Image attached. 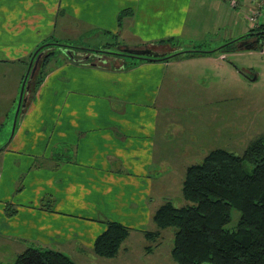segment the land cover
Instances as JSON below:
<instances>
[{
	"label": "crops",
	"instance_id": "1",
	"mask_svg": "<svg viewBox=\"0 0 264 264\" xmlns=\"http://www.w3.org/2000/svg\"><path fill=\"white\" fill-rule=\"evenodd\" d=\"M251 7V0L234 6L227 0H0V95L14 99L28 56L44 42L206 49V30H224L213 38L220 45L251 28ZM63 50L54 48L59 57H49L12 134L0 139V259L13 260L38 245L75 263L95 260L93 241L106 221L143 234L160 205L148 209L155 191L167 188L162 183L182 168L176 169L173 148L158 134V105L162 94L194 83L181 67L206 54L166 61L114 55L94 65L66 59ZM15 64L21 67L12 69ZM200 69L197 79L206 77V65ZM6 79L10 89H4ZM200 86L205 93L206 81ZM4 120L0 114V126Z\"/></svg>",
	"mask_w": 264,
	"mask_h": 264
},
{
	"label": "trees",
	"instance_id": "2",
	"mask_svg": "<svg viewBox=\"0 0 264 264\" xmlns=\"http://www.w3.org/2000/svg\"><path fill=\"white\" fill-rule=\"evenodd\" d=\"M248 31L257 33L262 44L259 48L264 47V25L251 27ZM249 32L227 40L214 51L223 53L235 49L231 44ZM54 46L66 47L74 53L90 51L56 39L38 45L26 60L28 65L32 55L46 50L32 80L33 92L45 75L44 67L54 54ZM209 52L181 50L159 59ZM77 59L78 55L73 54L72 60ZM181 195L186 203L180 206L169 200L161 203L152 215L156 229L143 233L146 239H152L160 234V229L173 227L170 252L176 264H264V134L249 142L241 153L217 147L200 162L188 164L181 183ZM232 208L239 210L240 216L234 227L226 228ZM105 224V229L93 241V251L110 258L118 253L128 228L113 220ZM0 264L76 263L54 248L29 245L12 261H0Z\"/></svg>",
	"mask_w": 264,
	"mask_h": 264
},
{
	"label": "rangeland",
	"instance_id": "3",
	"mask_svg": "<svg viewBox=\"0 0 264 264\" xmlns=\"http://www.w3.org/2000/svg\"><path fill=\"white\" fill-rule=\"evenodd\" d=\"M209 8L213 9L212 4ZM206 16V26H209L207 11ZM248 27H253V23L248 22ZM223 31L214 33L206 30V50H213L219 46L213 38L216 36L222 38ZM239 34L241 33L236 31L232 36ZM212 52L206 53V59L200 62L199 60L187 62L181 67V70L183 68L189 70L185 80H195L192 85H186L187 87L177 93L173 91L171 94H162L158 105L160 110L158 134L163 137L164 145L169 143L172 146L167 145L170 149L173 148L172 156L177 163L176 169L179 166L182 168L171 175V180L162 183L167 188L155 191L157 196L153 199L154 203L148 205L149 210H152L154 205L157 206L156 202L161 204L166 200L176 206L186 203L181 195V183L185 173L184 166L187 164L200 162L205 154L217 147L241 153L249 142L264 134V52L259 48H236L220 52L224 54L223 58H217L219 54ZM53 55L59 57L58 52H54ZM62 56L70 59V55L64 50ZM56 57L51 58L49 67L54 66L53 60ZM204 65L206 77L197 79L200 68ZM16 67L21 66L15 64L12 69ZM29 79L28 76L26 87ZM10 80L6 79L4 89H10L12 85ZM203 81H206L205 93H201L200 84ZM20 85L22 86V82ZM21 86L14 99L13 94L0 95V114L5 116L4 124L0 126V136H3L0 139L4 142L12 134ZM27 89L24 90L26 99L33 93V83H30L28 91ZM189 148L194 149L193 152ZM173 158L171 160L174 164ZM230 214V221L225 224L226 228L234 227L240 216L236 208H232ZM144 228L155 230L156 226L148 217ZM173 230V227L163 228L155 238L146 239L141 231L140 233L128 228L130 234L127 239H123L118 254L110 258L95 255V260L86 258L84 263L76 264H176L170 252Z\"/></svg>",
	"mask_w": 264,
	"mask_h": 264
},
{
	"label": "flooded vegetation",
	"instance_id": "4",
	"mask_svg": "<svg viewBox=\"0 0 264 264\" xmlns=\"http://www.w3.org/2000/svg\"><path fill=\"white\" fill-rule=\"evenodd\" d=\"M248 32L249 31L247 30L243 34L248 33ZM243 34H241V35H243ZM241 35H239V36H241ZM239 36H237V37H239ZM234 38H236V37H234ZM257 38H258V34L257 33L249 32L248 35H245V36L239 38L238 40H236L235 42H233L231 45H233L235 47V49L236 48H240L239 45H241V47H242V46H244L246 44H253L254 45V48H259V45H262V44L258 41ZM159 44H162V43H159ZM159 44L141 43L140 45H125V46H121V47H116L115 49H109L107 47H105L103 49H93V48H88L87 47L88 49H90V51L89 50H88V52H81L80 51L78 53H74L73 51H70V49H68L66 47H62V46L61 47L60 46H54V47L55 48H63V49H65V52L70 55V59H72L73 54H77L78 55V59H77L78 61L76 60L75 62H79V63H90V62H92V64H94V65H96V64H104V63H106V61H107V59L109 57L114 56V55L115 56L116 55L117 56L120 55V56L129 57V58H132V57H146V56L129 55L127 53H123V52L119 51V49L120 48H123V47H132V48L133 47H140V48H142V47H148V48H150V49H152L154 51H158V52H161V53L162 52H165V54L163 56L169 55L170 53L173 54V53L178 52V51H181V50H193V49H195V48H192V49H181V48H178V49H174V50L164 51V50L157 49V47H158ZM219 46H221V44ZM83 48H85V47H83ZM216 48H214V49H216ZM214 49L213 50H208V51H211V52L213 51L214 52ZM259 49L264 52V47L263 46L260 47ZM96 50H98V51L100 50V52H97ZM199 50L206 51V49H199ZM45 51L46 50L42 49L37 54L32 55V57H31L32 60L30 59V61H29V63L31 62V68H32V65L34 63V60H35L36 56L38 54H40V57H39V59L37 61L36 68H35V70H34V72L32 74V77L30 79L29 85H30V83H32V80H33V78H34V76H35V74L37 72L38 67H39V65H38L39 64V61L43 57V55L45 54ZM200 54H206V53H200ZM200 54H195V55H200ZM163 56L148 57V58H152L154 60H163V61H166V60H170V59H173V58L178 57V56H176V57L174 56V57H170L168 59H159V58H161ZM189 56H193V55H189ZM132 59H134V58H132ZM143 60H146V59H143ZM31 68H30V71H31ZM26 70H27V67H26ZM28 75L25 78V85H26V81H27ZM22 81H23V78H22ZM28 89H29V86H28ZM28 89H27V91H28ZM24 92L25 91L23 90V95H22L21 102L23 101V99H25L24 98ZM32 92H33V90H32ZM25 97H26V94H25ZM16 120H17V118H16Z\"/></svg>",
	"mask_w": 264,
	"mask_h": 264
},
{
	"label": "water",
	"instance_id": "5",
	"mask_svg": "<svg viewBox=\"0 0 264 264\" xmlns=\"http://www.w3.org/2000/svg\"><path fill=\"white\" fill-rule=\"evenodd\" d=\"M239 46L242 49H253L254 48L253 44H246V45H244L242 47H241V45H239ZM119 51H121L123 53H127L129 55L146 56V57H158V56H163L165 54V52L161 53V52H158V51H154V50H152V49H150L148 47H142V48H140V47H133V48L132 47H123V48H120ZM39 57H40V54H38L36 56V58L34 60V63L32 65V68H31V62L27 66V70H26L24 79L22 81V86H21V91H20V98H19V103H18L17 109H16V117H15V120H14V123H13V129H14V125H15V122H16V118H17L18 112H19V108L24 106L25 99H23V101L21 102L22 95H23V90H25L29 86L30 79L32 77V74H33L35 68H36L37 61H38ZM30 68H31V71H30ZM27 75L30 77V79L28 80V83H27L28 85L26 87L25 86V78H26ZM254 78H255V76L253 77V79ZM13 129H12V132H13Z\"/></svg>",
	"mask_w": 264,
	"mask_h": 264
},
{
	"label": "built area",
	"instance_id": "6",
	"mask_svg": "<svg viewBox=\"0 0 264 264\" xmlns=\"http://www.w3.org/2000/svg\"><path fill=\"white\" fill-rule=\"evenodd\" d=\"M231 6L236 4V0H227ZM252 7L246 14L248 22L254 26L264 25V0H251Z\"/></svg>",
	"mask_w": 264,
	"mask_h": 264
}]
</instances>
